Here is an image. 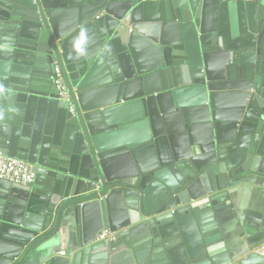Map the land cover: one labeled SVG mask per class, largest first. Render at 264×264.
I'll return each instance as SVG.
<instances>
[{
    "label": "water",
    "instance_id": "1",
    "mask_svg": "<svg viewBox=\"0 0 264 264\" xmlns=\"http://www.w3.org/2000/svg\"><path fill=\"white\" fill-rule=\"evenodd\" d=\"M0 154V264H264L214 211L264 187V0H0Z\"/></svg>",
    "mask_w": 264,
    "mask_h": 264
},
{
    "label": "crops",
    "instance_id": "2",
    "mask_svg": "<svg viewBox=\"0 0 264 264\" xmlns=\"http://www.w3.org/2000/svg\"><path fill=\"white\" fill-rule=\"evenodd\" d=\"M214 211L226 247L220 256L237 259L264 241V187L241 184L233 197L223 196ZM57 244L54 237L50 246Z\"/></svg>",
    "mask_w": 264,
    "mask_h": 264
},
{
    "label": "built area",
    "instance_id": "3",
    "mask_svg": "<svg viewBox=\"0 0 264 264\" xmlns=\"http://www.w3.org/2000/svg\"><path fill=\"white\" fill-rule=\"evenodd\" d=\"M54 72V81L58 90L59 98L68 101L70 94L58 65L55 66ZM0 178L18 184H30L34 180L32 165L25 160L0 154ZM111 236L112 232H110L108 228H103L97 234L96 239L103 240L108 239ZM254 251L257 254L264 256V242L260 244Z\"/></svg>",
    "mask_w": 264,
    "mask_h": 264
}]
</instances>
